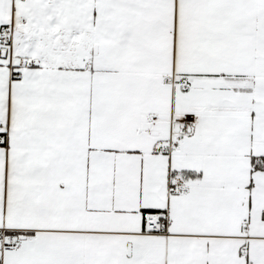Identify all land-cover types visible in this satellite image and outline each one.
Segmentation results:
<instances>
[{
  "label": "snow or ice",
  "instance_id": "obj_1",
  "mask_svg": "<svg viewBox=\"0 0 264 264\" xmlns=\"http://www.w3.org/2000/svg\"><path fill=\"white\" fill-rule=\"evenodd\" d=\"M0 264H264V0H0Z\"/></svg>",
  "mask_w": 264,
  "mask_h": 264
}]
</instances>
